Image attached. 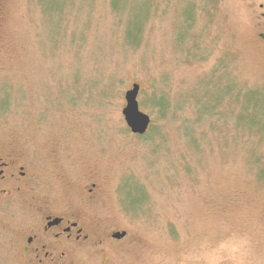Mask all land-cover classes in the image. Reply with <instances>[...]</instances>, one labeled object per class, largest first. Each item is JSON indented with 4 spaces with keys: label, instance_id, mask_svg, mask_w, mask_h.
Here are the masks:
<instances>
[{
    "label": "rangeland",
    "instance_id": "rangeland-1",
    "mask_svg": "<svg viewBox=\"0 0 264 264\" xmlns=\"http://www.w3.org/2000/svg\"><path fill=\"white\" fill-rule=\"evenodd\" d=\"M260 3L0 0V157L28 174L0 194V264H32L27 196L90 214L104 242L66 264H264ZM133 83L143 135L122 115Z\"/></svg>",
    "mask_w": 264,
    "mask_h": 264
},
{
    "label": "flooded vegetation",
    "instance_id": "flooded-vegetation-1",
    "mask_svg": "<svg viewBox=\"0 0 264 264\" xmlns=\"http://www.w3.org/2000/svg\"><path fill=\"white\" fill-rule=\"evenodd\" d=\"M262 11L260 19L264 21V4H259ZM264 27V24H262ZM264 42V29L258 33ZM28 176L24 166L11 156L0 157V184L11 183L8 188H0V194L7 197L12 191L20 192ZM96 183L85 189L87 200H96ZM26 204L32 206L33 213L28 218L27 226L18 234L21 244V257L32 264H66L79 257L81 251L98 252L97 248L104 242L93 229L90 214L79 206L68 210L56 211L50 198L27 196ZM124 232V231H121ZM118 231L107 234L109 240H118ZM125 233V232H124ZM126 233L122 236L125 237Z\"/></svg>",
    "mask_w": 264,
    "mask_h": 264
},
{
    "label": "water",
    "instance_id": "water-1",
    "mask_svg": "<svg viewBox=\"0 0 264 264\" xmlns=\"http://www.w3.org/2000/svg\"><path fill=\"white\" fill-rule=\"evenodd\" d=\"M139 90L140 85L138 83H133L131 88L126 90L124 94L125 104L122 108V115L131 133L143 135L149 128L151 118L139 108L137 99ZM124 234V232H121L116 234L115 237L120 238Z\"/></svg>",
    "mask_w": 264,
    "mask_h": 264
},
{
    "label": "trees",
    "instance_id": "trees-1",
    "mask_svg": "<svg viewBox=\"0 0 264 264\" xmlns=\"http://www.w3.org/2000/svg\"><path fill=\"white\" fill-rule=\"evenodd\" d=\"M231 90H232V94L233 93H236V95H240V90H238L237 88H233L231 87ZM242 94V93H241ZM217 97H219V94H216ZM222 99V95H221V98L220 99H216L215 101V105L214 106H210L208 104H202L203 108H204V111L202 112L203 114H206L209 113L210 111L213 112V110L217 107V103ZM234 102V101H233ZM235 103V102H234ZM156 104L158 105V108L160 110V112L162 114H164V109L167 107V105L165 103H158L156 102ZM166 110V109H165ZM233 112V110H231ZM234 113V112H233ZM202 114V115H203ZM234 117V121L236 124H240V123H244L246 121H248L250 124L253 123V119H251L250 116L246 115L245 112H244V109L242 108V106H240V110L235 113L233 115ZM253 156H256V166L254 165V174L256 176V178L264 184V155L261 156L257 153H255V151H253ZM256 167V169H255Z\"/></svg>",
    "mask_w": 264,
    "mask_h": 264
}]
</instances>
